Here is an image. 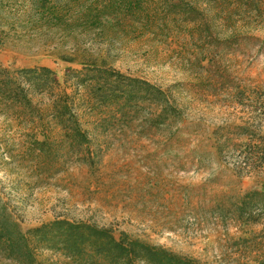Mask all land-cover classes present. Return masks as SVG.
I'll use <instances>...</instances> for the list:
<instances>
[{
    "label": "rangeland",
    "instance_id": "374dc122",
    "mask_svg": "<svg viewBox=\"0 0 264 264\" xmlns=\"http://www.w3.org/2000/svg\"><path fill=\"white\" fill-rule=\"evenodd\" d=\"M166 1L144 2L148 20L113 16L98 26L77 8L55 23L32 0H0L2 66L47 67L64 86L68 68L81 69L67 59L106 58L179 110L160 127L147 110L124 123L85 110L89 141L80 147L0 116V210L23 232L67 219L198 264H264V206L251 222L234 213L247 193L264 191V171L237 169L247 140L229 134L247 126L264 136V21H225L219 8L187 0L202 13L189 24L168 16ZM42 254L46 264H66ZM0 264L15 263L0 255Z\"/></svg>",
    "mask_w": 264,
    "mask_h": 264
},
{
    "label": "trees",
    "instance_id": "16d2710c",
    "mask_svg": "<svg viewBox=\"0 0 264 264\" xmlns=\"http://www.w3.org/2000/svg\"><path fill=\"white\" fill-rule=\"evenodd\" d=\"M44 18L62 21L61 13L77 8L87 22L100 26L110 17L136 20L143 16L149 0H32ZM219 8L225 21L253 17L264 21V0H199ZM168 16L181 17L189 24L202 16L187 0H167ZM67 9V10H66ZM81 69L68 68L64 86L47 67L13 70L0 64V116L49 139L61 137L80 147L89 141L80 112L107 115L124 123L148 111L152 127L179 119V110L170 96L156 85L116 70L106 58L76 60ZM73 87V88H71ZM71 89V92L68 89ZM36 99L38 101L36 102ZM46 101V104H40ZM84 109V110H83ZM229 133L246 139L238 154V170L263 172L264 136L252 134L247 126H234ZM255 135V136H253ZM41 142L44 145L47 142ZM229 138L225 143H231ZM222 142L218 151L223 155ZM255 145V146H254ZM264 206V191L247 193L234 207L239 219L253 221V212ZM43 252L61 255L66 264H198L161 246L151 245L128 235L120 237L109 229L86 222L56 219L23 232L0 210V255L15 264H46Z\"/></svg>",
    "mask_w": 264,
    "mask_h": 264
}]
</instances>
